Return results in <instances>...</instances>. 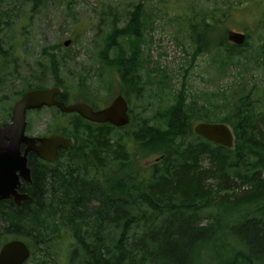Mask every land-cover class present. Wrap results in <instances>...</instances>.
Wrapping results in <instances>:
<instances>
[{
    "label": "trees",
    "instance_id": "trees-1",
    "mask_svg": "<svg viewBox=\"0 0 264 264\" xmlns=\"http://www.w3.org/2000/svg\"><path fill=\"white\" fill-rule=\"evenodd\" d=\"M9 1L8 10L20 2L33 13L43 0ZM5 2L0 0V31L2 16L9 17L2 10ZM129 7L121 11L120 27L111 8L100 12L110 26L100 38L113 54L109 58L104 49L99 60L119 80L129 123L117 129L72 114L59 133L73 140L72 148L59 152L53 163L28 155L31 182L19 192L30 201L20 206L11 199L0 201V248L9 241L23 242L30 254L24 264H263L264 103L260 107L254 102L253 86L247 92L244 86L231 85L218 90L225 99L215 107L217 114L212 108L213 115L207 104L187 102L183 88L177 92L182 101L150 119L143 117L133 129L131 99L138 98L147 67L143 37L157 10H148L142 0ZM230 8L218 12L190 7L182 20L192 59L211 56V67L220 74L243 56L249 40L243 27L242 46L227 41ZM51 52L50 47L41 50L46 60L14 94L17 98L45 89V72L53 87L63 86L60 56ZM253 55L264 66V44ZM11 77L20 79L17 62L0 45V86ZM89 79L78 77L77 98L97 110ZM58 100L70 104L67 92ZM195 123L227 125L233 149L195 136ZM150 156L157 160L142 165Z\"/></svg>",
    "mask_w": 264,
    "mask_h": 264
},
{
    "label": "rangeland",
    "instance_id": "rangeland-1",
    "mask_svg": "<svg viewBox=\"0 0 264 264\" xmlns=\"http://www.w3.org/2000/svg\"><path fill=\"white\" fill-rule=\"evenodd\" d=\"M141 0H43L36 11L30 13V5L17 2L8 10L11 1L6 0L2 10L7 9L9 17L2 16L5 24L0 31V45L3 50H11L16 60L20 79L7 80L0 86V125L9 122L14 104L21 98L20 92L31 75L38 69L39 62L46 58L41 50L48 49L60 56L59 78L63 92L70 96L69 103H80L77 98L78 77L88 76L90 92L96 93V109H103L117 96L122 95L119 80L113 70L99 64L101 52L112 57L113 52L104 48L101 36L109 31V20L100 12L111 8L116 12L117 26H122L121 11L136 5ZM148 10H157L154 23L145 33L142 57L147 61L146 71L142 73L141 89L137 99H131L130 110L140 126L141 119H150L158 111L173 106L178 98L177 92L184 88L187 102L207 104L212 114L219 103L224 104V96L218 90L231 85L244 86L248 90L253 86V100L264 103V66L257 62L253 51L264 44V0H142ZM231 8H230V7ZM7 7V8H6ZM226 11L232 19L229 30L241 32L246 28L249 34L248 45L239 59L228 65V71L220 74L217 67H211V56H199L192 59L193 48L187 41V32L182 20L187 9ZM12 10V11H11ZM176 19L179 20L176 21ZM68 42L67 46L64 43ZM11 48V49H10ZM248 60L246 62V60ZM257 60L255 66L252 60ZM217 66V65H216ZM47 67V66H46ZM12 66L8 69L11 71ZM38 72L40 70L38 69ZM14 76V75H12ZM43 86L53 87L51 77L45 72ZM57 87V86H56ZM240 96V95H239ZM228 97V95H227ZM76 98V99H75ZM216 109V108H215ZM216 114L219 110H215ZM72 114H62L55 109L45 108L39 112L27 114V135L48 137L62 133L68 126ZM214 115V114H213ZM220 116V114L218 115ZM213 120V116H209ZM151 125V122L148 123ZM197 124V123H195ZM194 124V125H195ZM115 137V135H114ZM157 160L150 156L142 162L148 166Z\"/></svg>",
    "mask_w": 264,
    "mask_h": 264
},
{
    "label": "water",
    "instance_id": "water-1",
    "mask_svg": "<svg viewBox=\"0 0 264 264\" xmlns=\"http://www.w3.org/2000/svg\"><path fill=\"white\" fill-rule=\"evenodd\" d=\"M226 39L235 46H242L246 36L229 30ZM67 45L65 42L64 46ZM62 92L60 87H54L23 94L14 104L9 122L0 125V201L11 199L16 206L30 201L27 194L19 192L24 183L31 182L27 161L29 152L50 163L55 160L58 150H68L73 146L72 139L61 135L47 138L26 135L28 112L55 107L62 114H76L93 124H109L119 129L129 123L128 106L122 95H117L107 107L93 110L83 102L66 105L57 101L56 97ZM192 133L222 148L233 149V132L225 124L197 123L192 127ZM29 256L26 245L19 240L9 241L0 248V264H24Z\"/></svg>",
    "mask_w": 264,
    "mask_h": 264
},
{
    "label": "flooded vegetation",
    "instance_id": "flooded-vegetation-1",
    "mask_svg": "<svg viewBox=\"0 0 264 264\" xmlns=\"http://www.w3.org/2000/svg\"><path fill=\"white\" fill-rule=\"evenodd\" d=\"M55 87V86H54ZM54 87H52V88H54ZM48 89V88H47ZM56 100L58 101V97H56ZM43 109H45V108H43ZM43 109H41V110H43ZM51 109H55L56 111H58L55 107H51ZM31 112H39V111H31ZM31 112H28V113H31ZM27 113V114H28ZM26 135H27V133H26ZM54 135H59V134H54ZM28 136H30V135H28ZM50 136H52V135H50ZM30 137H32V135L30 136ZM49 137V136H48ZM64 137V136H63ZM35 138H47V137H45V136H41V137H35ZM66 138V137H65ZM24 151V146H22L21 147V152H23ZM61 151H64V150H58V152H57V154L59 153V152H61ZM32 155L33 153H31V152H29L28 153V155ZM28 155H27V157H28ZM34 155V154H33ZM57 157V156H56ZM55 160H56V158H55ZM54 160V161H55ZM54 161H52V162H50V163H53ZM43 162H45V161H43ZM46 163H49V162H46Z\"/></svg>",
    "mask_w": 264,
    "mask_h": 264
}]
</instances>
